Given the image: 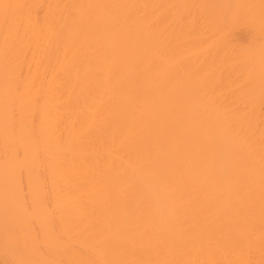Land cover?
Wrapping results in <instances>:
<instances>
[{"label":"bare ground","instance_id":"bare-ground-1","mask_svg":"<svg viewBox=\"0 0 264 264\" xmlns=\"http://www.w3.org/2000/svg\"><path fill=\"white\" fill-rule=\"evenodd\" d=\"M263 101L264 0H0V264H264Z\"/></svg>","mask_w":264,"mask_h":264},{"label":"rangeland","instance_id":"rangeland-1","mask_svg":"<svg viewBox=\"0 0 264 264\" xmlns=\"http://www.w3.org/2000/svg\"><path fill=\"white\" fill-rule=\"evenodd\" d=\"M240 36H241V34H240ZM262 104H264V101H263V103ZM262 108H263V111H264V105L262 106Z\"/></svg>","mask_w":264,"mask_h":264}]
</instances>
